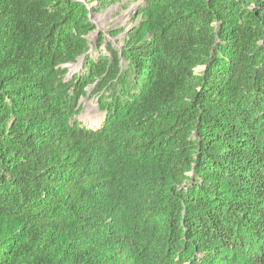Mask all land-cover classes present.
Returning a JSON list of instances; mask_svg holds the SVG:
<instances>
[{
  "label": "trees",
  "instance_id": "obj_1",
  "mask_svg": "<svg viewBox=\"0 0 264 264\" xmlns=\"http://www.w3.org/2000/svg\"><path fill=\"white\" fill-rule=\"evenodd\" d=\"M142 2L110 60L81 2L0 0V264H264V0Z\"/></svg>",
  "mask_w": 264,
  "mask_h": 264
},
{
  "label": "rangeland",
  "instance_id": "obj_2",
  "mask_svg": "<svg viewBox=\"0 0 264 264\" xmlns=\"http://www.w3.org/2000/svg\"><path fill=\"white\" fill-rule=\"evenodd\" d=\"M76 1L85 5L90 13L89 22L93 30L86 36L90 54L94 59L97 58L94 49L97 48L96 44L101 41L100 38H103V44L97 50L102 53V56L109 57L111 60L107 48L110 46L115 52L120 53L123 41L140 22L139 18H135V15L138 9L143 6L142 0H121L104 8L98 6L94 0ZM82 63L83 58H78L74 62L62 64L61 67L67 69L65 79L70 80L74 76L81 75L83 72ZM119 64L123 65L120 56ZM94 88L95 85L87 87L85 89L87 95L78 99L74 107L78 115L75 116L74 120L84 127L96 129L103 122L104 113L99 108L100 96L91 94Z\"/></svg>",
  "mask_w": 264,
  "mask_h": 264
}]
</instances>
